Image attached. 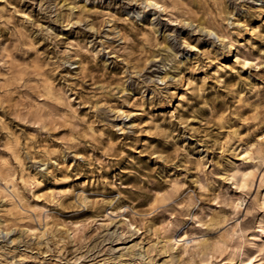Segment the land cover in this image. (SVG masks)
<instances>
[{"label":"clouds","instance_id":"obj_1","mask_svg":"<svg viewBox=\"0 0 264 264\" xmlns=\"http://www.w3.org/2000/svg\"><path fill=\"white\" fill-rule=\"evenodd\" d=\"M104 2L105 0H85V3L81 5L78 0H55V3L53 0H31L39 12V19L25 16L16 22L15 10L9 11L12 7L9 0H0L2 5L0 6V28L7 32V36L0 33V70L9 72L11 75L15 67H26L32 63L29 58L32 53H35V58H41L43 62L51 65L50 75L65 67L66 62L78 60L81 73H78L76 78L83 80L84 83L92 79L91 72L88 73L87 78L82 75L87 68L103 67L106 73L112 68L121 69V75L113 78L115 83L113 79L105 83L102 77L97 76V79L92 82L91 93L85 97L89 115L96 124H101L105 128L112 127L110 122L116 119L118 111L116 104L108 102L114 96L119 100L121 97L130 96L139 91L142 97L150 93L153 101L160 99L162 104L164 102L170 104L174 97L170 89L176 87L186 88L185 95L180 97L182 101L193 103L188 100V96L203 101L201 106L211 113L206 118H200L199 111L193 112L190 118L173 112L168 121L170 127L163 128L160 124H153V128L157 130L154 134L173 146L170 154L154 153L155 158L166 165L182 170L184 175L177 178L161 177L163 191L149 193L152 200L143 214L127 207L121 211L129 213L131 224L139 228L146 226L143 221L148 217L154 216L164 222L167 230L158 231V243L160 248L164 249V254H167L175 250L178 241L171 236L183 227L185 221L201 230L199 236H190L188 239L194 242H205L208 233L204 230L210 229L213 223L212 218L205 215L206 209L202 207L205 202L215 203L220 208H230L232 211L226 216L221 213L216 214L219 217V220L215 222L216 234L218 236L228 234L231 237L230 264L233 260L236 264H250V257L244 249L246 246L256 249L255 242L260 237L250 236L249 233L260 232L264 235V224L253 227L255 214L264 212V197L259 195L260 188L264 187V98L261 96V88L243 77L236 85H228L224 82L226 78L221 77L219 71L215 75L205 76L200 83L193 80L191 85L188 84L185 76L189 71L206 72L213 61L217 63L220 71H224V66L219 61L225 56H232L234 52H239L240 46L233 37L241 35L242 29L248 30L247 25L238 17L245 13L259 15L261 11H264V0H189V3L200 5L199 13L188 8L183 0H107L109 9L123 10L126 14L124 19L112 11L100 12L90 10L88 7V5H99ZM146 15L152 17L147 23L144 21ZM117 25H123V27H117ZM73 29L78 31L69 41L64 33ZM256 31L259 34V29ZM44 45H47L45 51H38ZM200 45L206 47L202 50ZM49 51L50 57L47 55ZM16 56L22 59L17 60ZM101 56L104 57L102 62H100ZM190 64L194 67H189ZM251 64L264 67V55L257 59L251 53L246 56L241 54L235 59V67L231 71L236 72V67L243 69ZM236 75L239 76V72H236ZM209 80H212L219 90L226 94L223 97L225 101L229 96L232 98L231 104L223 113L218 112L215 98L207 99L210 95ZM241 85L247 90L243 95L237 90ZM71 90V86L56 89L57 95L64 101V106L69 108ZM6 96L0 97V110L5 111L6 115H12L13 119H23L16 114L13 107L6 104ZM252 96L255 99H252ZM40 99L44 100L46 97L41 96ZM29 102L35 106L31 115L38 116L47 112L48 118H51L54 110L45 108L36 100ZM245 108L250 110V116L244 115ZM75 111L71 109V112L75 113ZM72 119L78 124V127L73 129L77 139L74 145L65 144L63 149L57 150L60 158H66L69 153L74 155L75 149L81 146L96 147L95 142L92 145L80 143L83 138L81 129L87 128L88 119L77 115H73ZM192 120L201 123L202 127L194 131L191 127ZM236 121L240 122L239 128L235 126ZM245 124L251 127L247 134L248 141L241 145L240 128H243ZM0 125L7 129L3 117H0ZM135 127V125H128L116 128L115 131L131 134ZM222 133H227L228 138L225 139ZM95 135L100 137L102 133L98 132ZM9 136L12 141L16 138L11 132ZM189 138L203 145L201 151L204 154L199 159L190 155L191 149L187 145L181 144L182 140ZM3 143L0 141V144ZM102 149L101 144L99 150ZM221 150L223 155L219 159L208 158L207 153H220ZM20 151L23 153L25 162L32 160L36 155L27 146H22ZM40 155L45 164L56 163L45 158L43 153ZM105 155L108 156V160H95L91 157L83 159L90 161L89 167L94 168L99 164L101 167L97 170L100 171L105 166H110V160L113 158L111 150ZM120 155L118 153L115 158H119ZM227 156H234L239 163L226 159ZM56 166L60 167L59 164ZM217 170L223 175H220ZM9 171L12 170L9 169ZM133 174L139 176L140 181L135 186V191L148 192L144 184L155 183L151 173ZM190 174L193 176L191 180L188 178ZM241 177H247L249 189L239 198L234 200L229 197L213 196L212 190L216 187L218 179L238 189ZM110 186L115 189L117 195L103 203L116 204L122 196L119 189L124 185L112 183ZM253 188L256 189L255 195L252 193ZM7 191L10 194L16 193L15 187H10ZM161 194H166L167 198L162 203H157V197ZM72 195L75 197L73 204L76 206L81 200L87 199V194L83 191L73 192ZM17 199H19L18 195ZM234 202L238 210L233 208ZM89 204L93 205L95 201H89ZM153 204L155 208L152 207ZM39 211L49 218L57 215L54 209ZM4 215L6 213H0V240L10 245L21 242L29 244L39 239V237H29L27 229H22L21 240L8 241L7 236L10 230L5 226ZM250 217L253 218L251 221H249ZM113 218L122 219L119 214ZM246 221L249 222L245 223ZM35 222L34 218L32 223L35 224ZM130 226L125 224L124 228L127 229ZM219 229H223V233ZM110 235L119 238L117 232H112ZM66 239L74 242L70 234ZM51 242L48 240L42 245L38 244L37 247H47V244ZM260 243L264 247V240ZM2 250L4 248L0 247V251ZM49 251H55V249ZM193 252L198 253V249H193ZM127 253V257L121 258H126L129 264H154V261L150 260L152 252L143 248L142 245H135L134 248L128 249ZM88 259L89 255L86 253L72 261H62L61 264H81V260ZM182 260V256L172 257L164 264H181Z\"/></svg>","mask_w":264,"mask_h":264},{"label":"rangeland","instance_id":"obj_2","mask_svg":"<svg viewBox=\"0 0 264 264\" xmlns=\"http://www.w3.org/2000/svg\"><path fill=\"white\" fill-rule=\"evenodd\" d=\"M83 5L85 0H78ZM11 12L15 10V21L23 19L25 16H32L39 19V12L31 0H9ZM55 3V0H53ZM193 12L199 13L200 5L189 3V0H183ZM2 6V5H0ZM90 10L100 12H115L116 15L124 19L123 10L115 8L109 9L107 0L103 4L88 5ZM240 21L247 25L248 30L239 36H234L237 41L239 52L232 56H225L219 63L224 66V71L217 68V63L212 62L206 72H187L185 79L191 85L195 80L200 83L205 76L215 75L218 71L221 77H225L224 82L228 85H236L243 77L246 81L261 88V96L264 98V67H258L251 64L243 69L236 67V72L231 69L235 67V59L241 54L252 56L259 59L264 55V11L259 15L256 13H245L238 17ZM152 17H144L147 23ZM175 26V21H173ZM123 27V25H117ZM259 29V34H257ZM73 29L64 33L71 41L75 32ZM0 33L7 36V32L0 28ZM202 50L205 45L199 46ZM47 45L42 46L38 51L44 52ZM47 55L50 57L51 52ZM195 56V53H192ZM32 63L26 67H15L11 75L9 72L0 70V97H5L6 104L13 107L16 114L23 119H13L12 115H6L5 111L0 110V117L4 118L7 129L0 125V213H6L3 216L5 226L10 230L7 236L8 241L21 240L22 229H27L29 237H39L29 244L12 243L8 245L6 241L0 240V264H61L62 261H72L77 256L89 255L88 260H81V264H129L127 250L134 248L135 245H142L143 248L152 252L150 257L154 264H164L165 261L172 257L182 256L181 264H230L229 256L232 244L231 237L228 234L217 235L215 222L219 220L217 213L228 215L232 209L220 208L215 203L205 202L202 207L206 209L205 215L212 218L210 229H206L208 236L204 243L191 241L190 236H199L200 229H196L189 222H183V227L177 230L171 238L178 241L175 250L171 253L164 254V249L160 248L158 243V231H166L165 223L156 217H148L143 221L145 227L139 228L131 224L129 213L122 212L121 209L127 207L140 213H144L151 203L152 197L149 195L152 191H163L161 185L165 178H177L184 175L182 170L174 168L172 165H166L155 158V154L168 155L172 152L173 146L165 143L153 128V124H160L161 127H170L168 121L170 115L176 112L186 118H190L193 112L199 111L200 118H206L211 115L207 108L201 105L203 101L196 100L195 97L188 96V100L193 103H187L180 99L185 95L186 88L172 87L170 91L174 93L171 103H161L160 99L152 100L151 94L142 97L139 91L133 95L121 97L117 100L116 96L108 102L116 104L118 109L116 119L111 121L112 127L105 128L101 124H96L89 115V108L85 102V97L92 91V82L97 76L103 78L104 82L121 75V69L112 68L107 73L103 67H90L83 71L82 75L87 78L91 72L92 79L87 83L77 79V74L81 73L78 66L79 61L73 60L65 64V67L58 69L50 75L51 65L42 61L41 58H35V53L29 57ZM15 59L22 58L16 56ZM104 57H100V62ZM189 67H194L190 64ZM66 78V79H65ZM58 82V83H57ZM113 83L115 80L113 79ZM27 85V87H25ZM71 86L69 100L70 108L64 106V101L57 95L56 89L68 88ZM210 95L207 99L215 98L218 112L223 113L226 107L231 104L232 98L229 96L225 101L226 95L220 91L218 86L212 81H208ZM243 95L246 89L243 85L237 88ZM119 94H117L118 96ZM46 99L41 100L40 97ZM255 99L254 96L251 97ZM30 100H36L43 104L45 108H51L53 114L48 118V113L44 112L38 116H33L34 105ZM75 109V113L71 112ZM73 115L86 117L88 125L86 129H81V145H92L96 147L81 146L75 149V154L69 153L66 158H60L57 155L58 149H63L65 144L74 145L77 136L73 129L78 127L76 121L72 119ZM244 115L250 116V110L245 108ZM135 125L132 133H120L115 131L119 127ZM236 127H240V122L236 121ZM191 127L195 131L202 127L201 123L192 120ZM250 125L245 124L240 128V144L243 145L248 141ZM43 129V131H42ZM16 138L11 140L9 133ZM102 133L97 137L96 133ZM225 139L227 133H222ZM103 149L99 150V146ZM182 145H187L190 149V155L199 159L204 153L201 151L203 145L197 144L195 139L189 138L181 141ZM115 145V147H113ZM124 145H127L126 147ZM22 146H27L36 155L32 160L25 162L23 153L20 151ZM111 150L112 159L110 166H105L103 170L98 171L101 166L89 167L90 161L83 159L91 157L95 160H108V153ZM41 153L48 160L56 163L45 164L41 158ZM119 158H115L117 154ZM210 160L219 159L223 155L220 153H207ZM243 155V153H241ZM226 159L239 163L234 156H227ZM134 161V162H133ZM59 164L60 167L56 165ZM227 168V165H226ZM11 169L12 171H9ZM223 175L222 172H219ZM133 173L144 175L152 174L154 184H144L148 192L135 191V186L140 183L139 176ZM189 180L193 176L189 175ZM11 180V183H9ZM112 183H123L124 187L119 191L122 193L121 199L116 204H106L117 195V192L110 185ZM15 187L16 193H8V188ZM249 189L247 177H241L238 189L233 188L224 180H217L216 187L212 190L213 196L239 198ZM87 194V199L81 200L78 206L73 204L75 197L73 192ZM256 194V189H252ZM264 187L259 190L260 197H263ZM17 195L19 199H17ZM167 198L166 194L157 197V203H162ZM89 201H95L90 205ZM63 205V207H59ZM155 208V204L152 205ZM233 208L237 209V204L233 203ZM53 209L57 215L54 218L45 217L39 210ZM119 214L122 219H114ZM36 219L35 224L32 223ZM264 212L255 214V223L253 227L264 224ZM253 218L250 217L249 221ZM246 221L245 223H248ZM125 224L131 226L124 228ZM120 226L119 228L117 226ZM15 230H12V229ZM223 233V229H219ZM112 232L119 233V238L110 235ZM71 235L72 241H67V236ZM250 236L260 237L255 243L257 248L245 247V253L250 257V264H264V247L261 241L264 235L260 232H250ZM51 240L47 247H37L46 241ZM55 249V251H49ZM83 249V251H79ZM193 249H198L193 252ZM199 255V259H197ZM94 258V260L92 259ZM231 264H236L233 260Z\"/></svg>","mask_w":264,"mask_h":264},{"label":"bare ground","instance_id":"obj_3","mask_svg":"<svg viewBox=\"0 0 264 264\" xmlns=\"http://www.w3.org/2000/svg\"><path fill=\"white\" fill-rule=\"evenodd\" d=\"M263 197H264V193H263Z\"/></svg>","mask_w":264,"mask_h":264}]
</instances>
